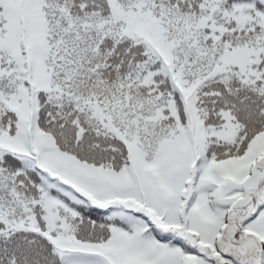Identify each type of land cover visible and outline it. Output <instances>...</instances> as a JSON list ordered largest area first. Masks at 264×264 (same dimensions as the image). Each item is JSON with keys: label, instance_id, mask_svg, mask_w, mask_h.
<instances>
[{"label": "snow or ice", "instance_id": "1", "mask_svg": "<svg viewBox=\"0 0 264 264\" xmlns=\"http://www.w3.org/2000/svg\"><path fill=\"white\" fill-rule=\"evenodd\" d=\"M0 264H264V0H0Z\"/></svg>", "mask_w": 264, "mask_h": 264}]
</instances>
